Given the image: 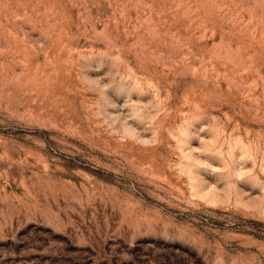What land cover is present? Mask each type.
<instances>
[{
    "label": "rangeland",
    "instance_id": "374dc122",
    "mask_svg": "<svg viewBox=\"0 0 264 264\" xmlns=\"http://www.w3.org/2000/svg\"><path fill=\"white\" fill-rule=\"evenodd\" d=\"M0 264H264V0H0Z\"/></svg>",
    "mask_w": 264,
    "mask_h": 264
}]
</instances>
